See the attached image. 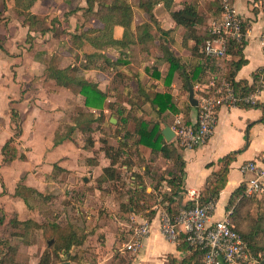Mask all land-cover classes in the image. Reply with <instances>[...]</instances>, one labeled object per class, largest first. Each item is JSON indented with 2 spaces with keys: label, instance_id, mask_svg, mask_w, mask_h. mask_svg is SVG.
Returning <instances> with one entry per match:
<instances>
[{
  "label": "crops",
  "instance_id": "1",
  "mask_svg": "<svg viewBox=\"0 0 264 264\" xmlns=\"http://www.w3.org/2000/svg\"><path fill=\"white\" fill-rule=\"evenodd\" d=\"M41 1L43 0H37L33 4L30 13L36 17L44 18L45 24L48 22L46 13H37V4ZM49 1L52 3V0ZM184 1L186 0H173L168 8L162 3L156 4L151 10L154 20L152 22L149 14L138 8L140 0H128L132 11L133 31L132 35H130L132 42L129 40L130 43L122 47L115 44L105 49L94 48L88 43L82 44L81 49H79L71 44V34L102 28V23L97 18H83L82 9L86 6L85 0H81L77 8L73 7L63 12L64 22L61 20V16L56 15V26L61 25L59 40H56L58 33L56 31L53 33L52 27L46 28V25H44L43 32H28L27 27L20 21L14 18L10 19L6 29L3 28L5 36L2 37L0 42V77H2L0 79V94L6 97V103L0 113V148L14 135L15 124L10 119V110H13L9 106L11 100H17L18 102L14 112L18 116L20 133L14 138L18 158L11 163L3 164L1 163L0 154V175L4 184V193L0 195L1 209L7 214H15L17 219L22 221L18 216V213L20 214V206L27 212L30 210L26 208L21 199L13 196L17 184L33 188L41 193L49 191L48 186H56L58 184L47 178L52 173L54 165L62 170L58 172L57 176L62 181L61 186L64 185L70 191L78 188V190L83 192L81 200L84 202L88 198L87 194L93 196L94 192L97 191L105 192L107 195L111 192L122 191L123 195L118 205L119 210L120 204L128 202L129 194L127 191L132 189V181L127 177L132 172L141 175L142 184L139 187L144 188L146 193L155 192V186L161 193L168 192L169 188L165 181H161L159 184L153 169V162L144 155L143 151L147 150L150 156L156 159H162L166 162L168 160H165L160 155L152 154L147 147L142 145H138V150L142 154L145 164H147L148 173L145 172V167H132L131 171H128L126 166L116 163L113 168L125 175L124 181H126V184L123 186L124 189L113 185L109 181L99 182L98 179L101 178L103 169L110 166V160L104 156L101 150V134L97 129V123L93 122L90 125L93 130L91 136L94 141L91 148L84 147L83 136L77 129L72 130L60 143L54 144L55 133H66L67 128L72 126L71 118L74 113L64 123V126L59 128V125L52 121L50 114L39 108V104L45 107L49 103L47 106L49 107L50 104L54 105V103H66L71 98L70 95L72 93L82 98V105L79 110L91 112L95 115L102 113L110 123L111 118H114L117 122L114 116L109 115L110 110L121 106L130 108L128 100L139 97V94L141 98H136V106H133L135 110H140V112L136 113V116L142 121L158 125L160 133L165 126L171 129L175 125L176 120L187 124L193 123L196 111L195 107H191L188 102L189 85L185 86V73L190 72V63L199 65L203 63V58L196 57V55L200 54V44L196 43L194 36L203 38L202 41H204L208 37L210 23L199 20L192 26L177 25L172 20L170 13L182 9ZM60 2H63L66 6L71 4V0H61ZM230 2L235 13L246 25L242 48V57L245 63L236 71L234 79L235 81L246 80L250 83L252 74L258 70L263 61L261 35L264 33V5H259L256 0H230ZM68 12L71 13L68 14ZM144 23L151 27L152 30L150 29L149 32L152 37L139 41L136 39L134 28ZM6 30H8V33H6ZM28 33L31 38L27 41L26 35ZM123 34L124 29L122 27L113 26L112 39L114 41H121ZM143 36L144 33H141V37ZM55 40L57 42L66 40L65 48L67 51L65 53L73 56L77 62L76 65L61 67L53 64L54 61L51 57L52 55L48 52L47 46ZM36 50H39L40 53L36 52ZM90 53L105 55L110 62L109 69L104 71L87 66L84 54ZM203 57L207 62L203 69V77L209 78L211 84L212 81H216L224 73L225 60H213L206 58L204 55ZM170 58L177 60L181 68L173 70L172 76L168 81ZM48 64H53L59 70L67 69V74L71 77L79 76L95 84L105 97L102 109L85 107L84 98L78 92V88L71 85L68 87L59 86L54 79L48 78L45 71ZM7 71L12 75H16V82L12 81V75L2 76V72L6 74ZM103 75L107 77V82L102 88L100 80L95 78ZM3 77H5V80ZM30 80L33 83H27ZM9 82L11 84L8 85L7 83ZM210 84L201 82L199 76L195 78L193 84L190 85L193 91V98L197 100L200 93ZM156 94L169 95L174 111L166 108L162 113H158L159 107L151 102V99ZM256 100L264 107V91L258 95ZM187 105L191 109H188ZM261 113L260 108L222 107L217 113L216 125L209 140L193 149L180 150L179 153L184 163V175L179 201L186 202L188 190H195L201 193L212 173L218 170L219 160L233 151L240 150L239 154L236 155L235 161L229 166L226 185L219 193V198L215 203L216 211L217 204L223 202L222 210L219 215L214 213L211 216L212 220L222 218L223 209L231 193L245 178L239 171L240 165L264 152V124L259 122ZM115 124L111 125L114 126ZM132 126L133 123H130L129 127L131 129ZM74 134H78L81 140V146L76 149L77 153L72 149L75 142ZM108 142L113 147L117 146L116 139L112 137L108 138ZM171 142H173V139ZM82 153V163H80L78 159L81 158L80 155ZM73 157H76L74 161ZM168 164L171 165L169 161ZM32 171H34V174ZM158 172V174L165 172V167ZM35 174L39 177L36 178ZM85 174H92L93 181L90 182L89 179L88 182V177ZM31 177L36 182V185L28 184ZM10 180H12V184L8 183ZM38 181H41L42 189L38 187ZM106 186L109 189H106ZM1 192L2 187L0 184ZM157 205L151 208L152 211L156 210L154 217L150 221L151 230L142 240L139 251L135 255H128V264H167L168 256L177 259L183 256L176 251L175 244L162 235L159 229L160 211H158ZM9 209L11 211H8ZM132 210L131 208L130 211ZM128 216L132 222L142 223L145 221L141 214L135 212H130ZM123 225L126 224L121 223V226ZM126 226L128 227V225ZM100 230L104 235V246L108 247L110 252L116 250L119 252L117 231L114 232V230H109L106 227H102ZM128 231L129 229L126 233ZM112 253L105 260L97 257L95 263L92 264H106L109 259L113 260ZM69 262L70 264H78L73 261Z\"/></svg>",
  "mask_w": 264,
  "mask_h": 264
},
{
  "label": "trees",
  "instance_id": "2",
  "mask_svg": "<svg viewBox=\"0 0 264 264\" xmlns=\"http://www.w3.org/2000/svg\"><path fill=\"white\" fill-rule=\"evenodd\" d=\"M2 1L4 2V0ZM10 1L13 3L15 19L26 26L28 32L34 31L40 33L44 31V18L36 17L30 13L31 7L37 0ZM172 1L173 0H140L138 8L149 14L150 20L154 22L151 14L152 8L158 3H162L166 8H168ZM85 4L86 6L82 9L83 18H97L102 23V28L99 30L90 29L81 31L79 34H71L70 40L73 47L81 49L82 44L88 43L94 48L105 49L111 45L117 44L122 47L129 44L130 41L132 42V38H130L133 31L132 11L128 0H85ZM1 8L2 10L0 11V15L5 12V5L3 3L1 4ZM70 13L71 12H68V14ZM170 16L177 25L182 26H192L195 22L202 20L200 15L197 13L195 3H192V0L184 1L182 9L171 12ZM186 16L192 17L193 19L190 20L186 18ZM116 25L124 29L123 38L119 42L112 39V28ZM134 29L136 31V39L139 41L147 40L152 37L149 32L151 27L146 23L140 26L138 25ZM241 30L243 33L242 39L239 42L228 40L225 46L226 58L223 66L224 73L221 75L224 80L232 85L234 92L237 95H245L252 92L258 81L256 71L252 74L250 83L246 80L235 81L234 79L236 71L245 63V60L242 57V48L244 44L246 25L243 22ZM141 33H144L143 37H141ZM30 38L31 36H29L28 33L26 35V40L28 41ZM194 38L196 43L200 44V54L196 55V57L203 58V63H201V65L190 63V72L185 73V86H187V84H193L195 78L198 76L200 77L201 82L210 84L209 78L203 77V69L205 65H207L206 59L203 57L201 51L203 38H199L197 36H194ZM84 58L86 65L90 68H97L106 71L110 67L109 59L103 54H84ZM169 62L170 69L167 75L168 81L172 76L173 70L181 68V65L177 60L170 58ZM45 71L47 77L54 79L57 85L64 87L71 85L78 88V92L84 98L83 103L85 107L102 109L105 97L104 94L97 89L95 84L86 81L79 76L71 77L67 74V69L59 70L53 64H48ZM213 87V85H209V88L201 92L200 95H206L208 92L213 91ZM138 96L139 97L136 98H141L139 94ZM136 98H130L128 100L130 108L121 106L117 109L110 110L109 115H112L117 119L114 126L108 122L102 113L95 115L94 113L83 112L81 110L75 112L71 118L72 126L67 128L66 133H55L54 144L60 143L63 138L72 132V130L77 129L83 136L84 147L91 148L94 141L91 136L93 130L90 125L93 122L97 123V129L101 134V150L103 151L104 156L110 160V166L103 169L102 176L98 179V181H109L113 183V185H119V188H124L123 186L126 184V181H124L125 175H122L120 171L114 169V164L120 163L121 165L126 166L128 171H131L132 167H145V172L148 173L149 171L142 154L138 150V145L145 146L152 154L160 155L165 160H168L171 163V167L167 172H162L157 179L159 184L161 181H165L169 190L168 192L161 193L155 186V191L161 193L160 203L164 206V211L168 215L169 219L173 221L178 213V210L182 207V204L179 202L182 192L181 183L184 175V163L179 153L181 148L177 147L174 142L165 143L158 125L152 124V122L142 121L136 116V113L140 112V110H135L133 107L136 106ZM151 102L159 107L158 113H162L166 108L174 111V108L170 103V97L167 94H156L155 97L151 99ZM238 107L244 109L260 108L262 115L259 122L264 124V107L259 104L258 101H256L253 105L239 104ZM188 109H191V107L188 106ZM194 109L197 111L196 107ZM10 119L15 124L14 135L0 148L1 163L3 164L11 163L18 158L16 155L17 150L14 145V138L18 136L20 129L18 125L17 113L13 110H10ZM130 123H133L132 129L129 127ZM109 137L116 139V147L109 144ZM239 152L240 150L233 151L219 160L218 170L212 173L206 187L201 192L199 199L200 203H216L219 198V193L226 185L229 166L235 161L236 155L239 154ZM60 171L62 170L54 165L52 173L48 175L47 178L51 181L59 182L58 180L60 179H58L57 176ZM127 178L132 181V189L127 191L129 194L128 202L120 204L118 211L124 215H128L130 212L141 214L145 221L150 222L154 217V212L151 210V208L155 205V197L153 195L154 192L146 193L144 188L139 187V185L142 184V177L140 174L132 172ZM60 182L61 183L58 184L61 186L62 181L60 180ZM0 184L2 187V192L0 193L1 195L4 193V185L1 182ZM62 187L66 188L64 185H62ZM54 195L55 193H50V191H44L41 193L22 184H17L13 194V196L23 201L28 210L35 209L37 204L45 202L49 198L51 199ZM243 199H245V195L243 183H241L235 190H233L224 208L226 211H230L228 217L229 221L234 225L236 232L239 233L242 240L245 242L249 252L252 253V248L248 243V236H244V234L241 233L234 221L236 220L235 211L238 208V204L242 202ZM131 208L133 209L132 211H130ZM36 229L46 230L47 233L55 235V237L47 239V244L52 241L51 238H54L52 247L54 248L55 256L57 258H59V254L67 256L61 257L59 263L63 261H76L77 263H81V260L76 256H69L71 250L80 247L83 240V236L80 235L81 231L78 227L72 224L61 226L54 218L49 219L46 222V225H41L32 219L19 221L15 214H7L0 208V264H26L17 260L19 251L18 245L21 243L29 245V243H27L28 238ZM126 235L129 237V233H126ZM15 239L19 240L18 245L15 243ZM175 249L183 256L179 259L168 256L167 264H203L204 252L199 248L189 246L183 240L182 234L177 236ZM76 251H78V249ZM113 260L116 261L115 264L129 263V260L126 257H120L116 254L113 256ZM36 264L55 263H52L49 254L44 252Z\"/></svg>",
  "mask_w": 264,
  "mask_h": 264
},
{
  "label": "rangeland",
  "instance_id": "3",
  "mask_svg": "<svg viewBox=\"0 0 264 264\" xmlns=\"http://www.w3.org/2000/svg\"><path fill=\"white\" fill-rule=\"evenodd\" d=\"M60 1L61 0H52L51 3L49 0H43L37 4V13H46V15L48 16V18H46L48 19V22L44 24L46 25L45 27H52L53 33L55 31L58 33V38H56V40H59V34L61 33V25L56 26V15L61 16V20L64 22V17L62 16L63 12L66 9L68 10L73 7L77 8L81 0H71V4H68V6L64 5V3ZM2 3L5 5V12L1 14L2 16L0 15V42L2 41V37L5 36L3 28L6 29L7 24L10 22V19H15L13 3L10 0H4V2L0 0V11L2 10ZM192 3H195L197 13L200 15L201 19L207 21L208 23L218 19V17L220 16L221 0H192ZM6 33H8V30H6ZM56 40L52 41L51 44L47 46L48 52L50 53V55H52L51 57L54 61L53 64H57L61 67H66L72 64L76 65L77 62L73 58V56L69 53H65V51H67L65 48L66 40H61L62 42H57ZM37 51L39 52V50H36V52ZM3 75L10 76L12 74L7 71L6 74L2 72V76ZM1 78L2 77H0V79ZM4 78L5 77H3V79ZM97 78L95 79L100 80L101 87L103 88L107 82V77L103 75ZM28 79H30V77H28ZM16 80V75L13 74L12 81L16 82ZM27 83L33 82H31L30 80ZM7 84L9 85L11 84V82ZM3 85L5 86V84ZM70 97L71 98H69L66 103H54V105L50 104L49 107H47L49 103L45 105V107H42L39 104V108L49 113L52 118V121L56 122L57 125H59V128H61L64 126V123L68 121V119L72 116L73 113L81 109V96L71 93ZM5 98V95L0 94V113L2 112V108H4V105L6 103ZM16 104H18L17 100L10 101L9 106L12 107L13 111H15V108L17 107ZM73 138L75 142L73 143L74 148L72 149L75 153H77L76 149L81 146V140L78 134H74ZM144 151V155L149 158L151 162H153V169L156 173V177H159L160 174H158V171H162V168L165 167V172L169 170L171 165L168 164V161L166 162L162 159H156L154 157H151L147 150ZM80 156L81 158L78 160L80 163H82L83 153ZM80 156L78 155V157ZM75 158H72L73 161ZM33 172L34 171H32V173ZM85 175L86 177H88V182L89 179L90 182L93 181L92 174ZM35 177L37 178L39 176L35 174ZM58 181L59 182L57 183H61L60 180ZM0 182L2 183L1 175ZM38 182V187L42 189L43 187L41 181ZM8 183L12 184V180H10ZM28 184L36 185V182L33 181L31 177L28 181ZM48 187V189H50V193H55V195L51 199L49 198L47 201L37 204L35 209L30 210L29 212L23 210L21 208L22 206H20V214L18 213V216L21 220L29 218L34 219V221L40 223L41 225H46V222L49 219L54 218L55 221L61 226L72 224L78 227L81 231L80 235L83 236V240L80 247L77 248L79 252L76 251V248H74L73 250H71L69 255L76 256L77 258H79L81 260V263L78 264L95 263L97 257L98 259L105 260L106 258H108V255H110V253L112 252L113 256L116 254L121 257H128V253L117 252L118 250L110 252V249L104 246V235L100 230L102 229V227H106L109 230H114V232L117 231L119 238L118 247H120L123 242L127 241L128 236L125 232L129 229V226L137 222H132L127 214L124 215L118 211L119 200L123 195L122 191L111 192L108 195L105 192L97 191L94 192L93 196L87 194L88 198L85 200L86 202H84L80 199V197L82 196V192L78 190V188H75L74 190L70 191L67 190V188H63L62 186H60V184ZM106 189H109L108 186H106ZM153 195L155 197L154 204H158L157 208L158 211H160V214H158L161 215L162 212L166 214V212L164 211V206L160 203L161 193L155 191ZM222 206L223 202H219L215 211L214 204L215 212L213 211L212 214L215 213L216 215H219L220 211L222 210ZM8 211L11 210L9 209ZM155 211L156 210H154L153 212ZM227 212L228 211H226V209L224 208L223 214H226ZM235 215V224L237 225L241 233L244 234V236H248V243L252 248L251 251L253 256L257 258V264H264V193L258 197L245 196V199H243V201L238 204V208L235 211ZM121 223L128 225V227L126 225L121 226ZM50 237H55V235L47 233L46 230L36 229L30 234L28 238L27 243H29V245H25L24 243L18 245L19 240L15 239V243L19 246L17 260L21 263L36 264L38 263L41 255L46 252L49 254L51 262L58 264L60 262L61 257L67 256L61 254H59V258L55 256L54 248L52 247L54 243V238H51V244H47V239H49ZM115 263L116 261L112 259H109L108 262L106 261V264Z\"/></svg>",
  "mask_w": 264,
  "mask_h": 264
},
{
  "label": "built area",
  "instance_id": "4",
  "mask_svg": "<svg viewBox=\"0 0 264 264\" xmlns=\"http://www.w3.org/2000/svg\"><path fill=\"white\" fill-rule=\"evenodd\" d=\"M264 5V0H256ZM218 19L210 22L208 37L203 41L201 51L206 58L225 60V46L228 40L239 42L243 33L242 21L235 13L230 0H221ZM262 65L256 71L257 85L245 95H237L232 85L220 75L212 81L213 91L197 98L195 121L191 124L175 121L171 128L173 142L181 149H193L205 144L213 134L217 113L220 108L238 107L239 104L253 105L258 95L264 91V33L261 35ZM209 88V86L207 87ZM206 88V89H207ZM240 173L244 195L258 197L264 193V152L242 163ZM186 202L179 201L182 207L171 221L164 212L159 215V229L172 243L182 234L183 240L191 247L204 252L203 264H257V258L249 252L234 225L229 221L230 211L219 220H212L214 203H200V192L188 190ZM151 223H133L129 226V237L120 246L119 252L135 255L142 240L149 234ZM260 256V255H258Z\"/></svg>",
  "mask_w": 264,
  "mask_h": 264
},
{
  "label": "water",
  "instance_id": "5",
  "mask_svg": "<svg viewBox=\"0 0 264 264\" xmlns=\"http://www.w3.org/2000/svg\"><path fill=\"white\" fill-rule=\"evenodd\" d=\"M186 18L192 20L193 18L192 17H189V16H186ZM188 102L190 104L191 107H196L197 106V100L193 98V91H192V88L191 86L189 85L188 86ZM110 123L111 124H115L116 123V120L114 118H111L110 119ZM161 134L165 140V142H171V140L173 139V132L171 131V129L168 127V126H165L162 131H161ZM52 241L49 242V244H51ZM58 264H70L69 261H63L61 263H58Z\"/></svg>",
  "mask_w": 264,
  "mask_h": 264
}]
</instances>
